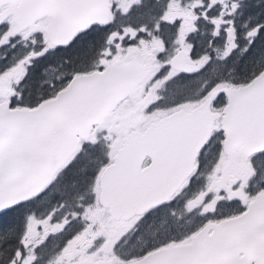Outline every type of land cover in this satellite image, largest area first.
Listing matches in <instances>:
<instances>
[{"label": "snow or ice", "instance_id": "obj_1", "mask_svg": "<svg viewBox=\"0 0 264 264\" xmlns=\"http://www.w3.org/2000/svg\"><path fill=\"white\" fill-rule=\"evenodd\" d=\"M0 264H264V0H0Z\"/></svg>", "mask_w": 264, "mask_h": 264}]
</instances>
